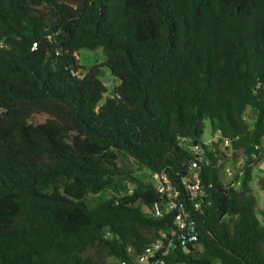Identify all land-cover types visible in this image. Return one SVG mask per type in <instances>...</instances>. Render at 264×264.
Returning <instances> with one entry per match:
<instances>
[{"label": "trees", "instance_id": "trees-1", "mask_svg": "<svg viewBox=\"0 0 264 264\" xmlns=\"http://www.w3.org/2000/svg\"><path fill=\"white\" fill-rule=\"evenodd\" d=\"M182 137L204 149L198 207ZM263 156L264 0H0V264H136L175 228L151 211L162 174L198 232L165 264H264Z\"/></svg>", "mask_w": 264, "mask_h": 264}, {"label": "built area", "instance_id": "built-area-1", "mask_svg": "<svg viewBox=\"0 0 264 264\" xmlns=\"http://www.w3.org/2000/svg\"><path fill=\"white\" fill-rule=\"evenodd\" d=\"M189 139L182 137L181 144L186 145ZM228 145L229 141L225 140ZM190 149L198 155L197 160L192 161L189 166V176L184 181L190 200L199 206L205 191L203 189L200 170V161L204 158V149L201 145L192 143ZM206 158V157H205ZM157 188L165 194V201H157L153 204L151 211L155 216H162L165 213L177 211L175 228L167 236L162 233V236L153 241L145 250L136 256V264H165V258L169 256L172 247L177 242L181 247L187 248L190 245H195L198 241V232L196 223L192 220L189 214L182 208L180 204L181 192L174 187L166 174L157 176ZM118 264H131L127 260H117Z\"/></svg>", "mask_w": 264, "mask_h": 264}, {"label": "rangeland", "instance_id": "rangeland-1", "mask_svg": "<svg viewBox=\"0 0 264 264\" xmlns=\"http://www.w3.org/2000/svg\"><path fill=\"white\" fill-rule=\"evenodd\" d=\"M78 59L80 60L81 64L85 66H91V65H99L102 64L105 61V53L102 48L96 49V50H88V49H81L77 54ZM105 71V75L103 77V80L109 84L113 83H119L120 80L113 76L111 71L107 67H103ZM110 94L112 95V91L110 89ZM219 138V133L213 135L212 134V126L211 121L206 120L205 122V129L203 134V140L206 143H210L213 139L217 140ZM193 143V142H192ZM192 143L188 141L186 143V148L190 149ZM229 156L230 159L227 161H224L221 166V178L226 184H234L235 186H240L241 184V178H242V172H241V163L242 160L239 159H233L231 157V149L229 150ZM138 173L146 174L147 172L145 170L139 171ZM264 175V156L259 160L257 164L253 167V179L251 181V187L252 192L257 198V208L258 210H264V190H262L259 186L258 180L261 176ZM238 178L239 181H236ZM158 182V178H156V184ZM110 192H105L102 195H95L91 197V202L96 203L100 199L105 198L106 196H109ZM259 218L262 219L261 213L258 214ZM113 264H118L117 260H112Z\"/></svg>", "mask_w": 264, "mask_h": 264}, {"label": "water", "instance_id": "water-1", "mask_svg": "<svg viewBox=\"0 0 264 264\" xmlns=\"http://www.w3.org/2000/svg\"><path fill=\"white\" fill-rule=\"evenodd\" d=\"M197 143H198L197 141L194 142V144H197Z\"/></svg>", "mask_w": 264, "mask_h": 264}]
</instances>
